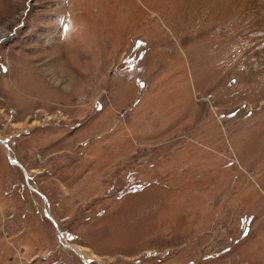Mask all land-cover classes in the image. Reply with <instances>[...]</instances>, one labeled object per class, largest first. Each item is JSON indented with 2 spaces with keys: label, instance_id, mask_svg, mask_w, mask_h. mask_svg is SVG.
Segmentation results:
<instances>
[{
  "label": "rangeland",
  "instance_id": "rangeland-1",
  "mask_svg": "<svg viewBox=\"0 0 264 264\" xmlns=\"http://www.w3.org/2000/svg\"><path fill=\"white\" fill-rule=\"evenodd\" d=\"M0 264H264V0H0Z\"/></svg>",
  "mask_w": 264,
  "mask_h": 264
},
{
  "label": "bare ground",
  "instance_id": "bare-ground-1",
  "mask_svg": "<svg viewBox=\"0 0 264 264\" xmlns=\"http://www.w3.org/2000/svg\"><path fill=\"white\" fill-rule=\"evenodd\" d=\"M73 249H75L74 251H75L76 253H78V254H81V255H82V253L80 252V250H79L78 246H76V247H75V248H73Z\"/></svg>",
  "mask_w": 264,
  "mask_h": 264
},
{
  "label": "water",
  "instance_id": "water-1",
  "mask_svg": "<svg viewBox=\"0 0 264 264\" xmlns=\"http://www.w3.org/2000/svg\"><path fill=\"white\" fill-rule=\"evenodd\" d=\"M55 226H56V224H55ZM56 229H57V231H59L58 228H57V226H56Z\"/></svg>",
  "mask_w": 264,
  "mask_h": 264
}]
</instances>
